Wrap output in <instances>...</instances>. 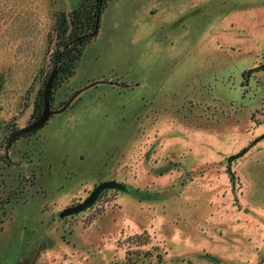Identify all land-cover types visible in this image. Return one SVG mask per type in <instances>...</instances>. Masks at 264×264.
Instances as JSON below:
<instances>
[{
    "label": "rangeland",
    "instance_id": "obj_1",
    "mask_svg": "<svg viewBox=\"0 0 264 264\" xmlns=\"http://www.w3.org/2000/svg\"><path fill=\"white\" fill-rule=\"evenodd\" d=\"M80 1L0 0V264H264V0H109L51 110L97 84L6 151ZM139 99L128 129L117 106ZM105 182L122 189L59 218Z\"/></svg>",
    "mask_w": 264,
    "mask_h": 264
},
{
    "label": "trees",
    "instance_id": "obj_2",
    "mask_svg": "<svg viewBox=\"0 0 264 264\" xmlns=\"http://www.w3.org/2000/svg\"><path fill=\"white\" fill-rule=\"evenodd\" d=\"M108 2L109 0H81L78 8L69 15L62 13L57 17V47L51 55V60L58 74L52 91L74 74L85 47L93 42L98 33V24ZM42 108L43 103L40 101L35 105L34 111L39 113Z\"/></svg>",
    "mask_w": 264,
    "mask_h": 264
},
{
    "label": "water",
    "instance_id": "obj_3",
    "mask_svg": "<svg viewBox=\"0 0 264 264\" xmlns=\"http://www.w3.org/2000/svg\"><path fill=\"white\" fill-rule=\"evenodd\" d=\"M57 74H58V71L55 68V70L51 72V74L49 75L46 81V84H45V87L42 93L43 108L40 113V116L35 122H33L32 124L28 125L25 128L17 130L9 137L7 146H6V151L11 147L12 143L16 139H19L20 137L29 135L31 133H35L39 131L40 129H42L52 116L65 112L69 108V106L72 104V102L79 96L80 93H82L84 90L97 84V83L91 84L87 86L86 88L76 92L72 97H70V99H68V101L63 105V107H61L60 109L56 111H52L50 107V96L52 92L53 82ZM110 189H122V187L114 182L101 183L97 187L94 188V190L90 193L88 198H86L81 204L75 207H72V208L65 209L64 211L59 213V218L62 219L65 217L73 216V215L79 214L87 210L94 204L98 196L103 191L110 190Z\"/></svg>",
    "mask_w": 264,
    "mask_h": 264
},
{
    "label": "crops",
    "instance_id": "obj_4",
    "mask_svg": "<svg viewBox=\"0 0 264 264\" xmlns=\"http://www.w3.org/2000/svg\"><path fill=\"white\" fill-rule=\"evenodd\" d=\"M157 7L159 8L160 7V4H158L157 5ZM159 10H161V7L159 8ZM195 42H193V43H191V42H189L188 43V45L190 46V45H192V47H194L195 45ZM188 60L190 61V57L188 58ZM194 61H195V59H194ZM193 61V62H194ZM137 82V81H136ZM136 82H133L132 83V81H127L126 83H125V86L126 85H128V86H131V85H134V83H135V85L136 84H141L142 86L144 85V81H140V83H136ZM139 82V81H138ZM99 85V84H98ZM105 85V84H104ZM105 86H107V85H105ZM124 87V86H123ZM108 89V88H107ZM110 90H112V89H110ZM141 90V89H140ZM112 91H114V92H116V93H118L117 91H116V89H113ZM119 91H121V90H119ZM135 90H131V89H129V90H127L126 91V89H125V91L123 92V91H121V92H119V93H130V92H134ZM158 91V90H157ZM83 93V92H82ZM81 95V94H80ZM79 95V96H80ZM158 95V94H157ZM78 96V97H79ZM142 96V95H141ZM144 96H146V95H144ZM78 97L75 99V101H73L72 102V104L69 106V108L70 107H72L73 106V104L76 102V100L78 99ZM140 99H142V98H140ZM140 99L139 100H137V102H135L134 104L135 105H133L132 104V102L130 103V104H128V102H127V104L125 103V104H121V105H119V106H117L118 108H119V111L120 112H122V118H125V119H127L128 118V120H129V128L128 129H131V125H132V122H133V119H136L137 118V116H139V115H141V114H143V113H145V112H147V110H148V108L146 107V105L143 103V105H142V102L141 103H139V101H140ZM146 102V101H145ZM141 104V105H140ZM68 108V109H69ZM136 108V109H135ZM67 109V110H68ZM66 110V111H67ZM135 110V111H134ZM111 110L109 109L107 112H110ZM108 116V115H107ZM126 128V127H125ZM130 131V130H129ZM126 136V135H125ZM125 138V137H124ZM123 138V139H124ZM122 139V140H123ZM122 140H118V142H115V144H114V146L111 148V149H109V152L108 153H106V155H105V157L103 158V161L101 162L102 164H103V166H101L100 168H102V167H106V166H108L107 164H111V166L112 167H114L115 165H117L118 163H119V161H121V160H123V158H124V156L126 155V152L128 151V149H130V147H131V145H132V138L130 139V142L128 143V145H127V147H125L124 149H122L121 150V146L123 145L122 143ZM179 150H181V149H179ZM182 151V150H181ZM99 153V150H98V148H97V153H95L96 154V157H98L97 156V154ZM92 154H93V152H92ZM124 155V156H123ZM180 155H182V154H180ZM82 156V155H81ZM83 157V156H82ZM184 157V156H183ZM182 157V160L184 161V164L185 165H188L189 163H188V161H187V159H189L190 158V156L189 155H187L185 158H183ZM193 158V157H192ZM124 161V160H123ZM129 161V160H128ZM108 178L109 177H100L98 180H104V181H107L108 180ZM144 179L145 178H143L142 180H140L139 181V183L140 184H143L144 183ZM81 190L82 191H84V188H85V184H82L81 186ZM131 197V196H130ZM129 197H126L125 199H124V204H125V206H126V209L125 210H131L134 214L136 213V214H141V208H140V206H138V205H135V203L136 204H138L137 202H135V201H133V199H128ZM184 200L187 202V203H189V204H191V207H194V203L196 202L195 200H197V198L196 197H186L185 199H182V198H180V199H178V202L180 203V202H184ZM203 201H205V199H203ZM133 202H134V204H133ZM140 204V203H139ZM203 204V203H202ZM210 208V206H207V209H209Z\"/></svg>",
    "mask_w": 264,
    "mask_h": 264
},
{
    "label": "flooded vegetation",
    "instance_id": "obj_5",
    "mask_svg": "<svg viewBox=\"0 0 264 264\" xmlns=\"http://www.w3.org/2000/svg\"><path fill=\"white\" fill-rule=\"evenodd\" d=\"M22 137H24V136H22ZM20 138H21V137H20ZM16 140H17V139H16ZM16 140H15V141H16Z\"/></svg>",
    "mask_w": 264,
    "mask_h": 264
}]
</instances>
